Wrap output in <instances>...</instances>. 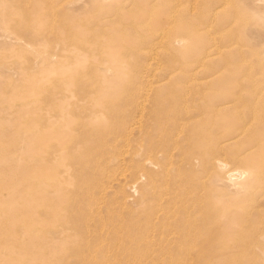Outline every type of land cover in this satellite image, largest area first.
<instances>
[{
	"label": "rangeland",
	"instance_id": "374dc122",
	"mask_svg": "<svg viewBox=\"0 0 264 264\" xmlns=\"http://www.w3.org/2000/svg\"><path fill=\"white\" fill-rule=\"evenodd\" d=\"M263 9L0 0V264H264Z\"/></svg>",
	"mask_w": 264,
	"mask_h": 264
},
{
	"label": "bare ground",
	"instance_id": "6f19581e",
	"mask_svg": "<svg viewBox=\"0 0 264 264\" xmlns=\"http://www.w3.org/2000/svg\"><path fill=\"white\" fill-rule=\"evenodd\" d=\"M24 2V1H23ZM193 2V1H192ZM192 4V3H191ZM194 8V7H193ZM172 12V11H171ZM171 12H169V14L171 13ZM158 13H160L161 14V12H158ZM173 13L174 12H172V15H173ZM262 13H263V17H264V9H263V11H262ZM162 14H164L163 12H162ZM166 15V14H165ZM171 16V14L168 16V17H170ZM174 17V16H173ZM172 16L170 17V18H173ZM170 18L168 19V21H170L169 22V24L171 23H173V22H171V20H170ZM160 21H162V20H160ZM167 24V23H166ZM168 25V24H167ZM160 26V25H159ZM164 26V25H163ZM169 26V25H168ZM166 27V26H165ZM164 27V28H165ZM162 28V27H161ZM161 28H158V31H159V29H161ZM167 28V27H166ZM157 31V32H158ZM165 33V32H164ZM164 33H162L163 34V36H161V34L160 35H158L159 36V38H157V39H160L161 37H162V39H163V37H164ZM155 34V33H154ZM161 36V37H160ZM159 41H162V40H159ZM211 44V43H210ZM162 46V45H161ZM143 49V48H142ZM222 49V48H221ZM255 54V53H254ZM253 54V55H254ZM256 55H258L259 56V58L260 57H262V58H264V48L262 49V51H257V53H256ZM257 59H258V57H257ZM261 59V58H260ZM256 61V60H255ZM263 61V60H262ZM253 62V61H252ZM263 64H264V61L262 62ZM262 64V65H263ZM254 65V64H253ZM252 67V66H251ZM263 72H264V70H263ZM257 74V73H256ZM256 74H253V75H255L256 76ZM259 75V74H258ZM257 75V76H258ZM261 75V74H260ZM259 75V76H260ZM262 75H263V73H262ZM254 77V76H253ZM249 87V88H248ZM248 88V89H247ZM240 89L241 90H250V93H251V96L250 97H248L247 98V100H245V102H244V106H245V108L247 109V110H251V111H254V110H256L257 108L259 109V108H261V107H264V75L262 76V78H253L252 80H251V82L248 84V86L246 87H243V86H241L240 87ZM233 90V89H232ZM232 93L233 94H235L236 93V91H235V93H234V90L232 91ZM240 98V97H239ZM252 120V119H251ZM239 171V170H238ZM240 173V172H239ZM240 177V176H239ZM241 178V177H240ZM231 180V179H230ZM249 180V179H248ZM261 180L263 181V182H261V183H259V185H257L258 187H260V188H264V177L262 176V178H261ZM251 181V180H250ZM233 182V181H232ZM250 190V189H249ZM263 192H264V190H263ZM257 239H259V238H257ZM255 240H256V237H255Z\"/></svg>",
	"mask_w": 264,
	"mask_h": 264
}]
</instances>
